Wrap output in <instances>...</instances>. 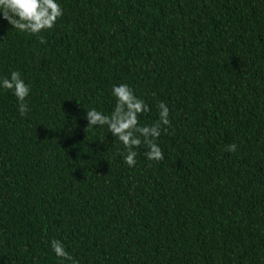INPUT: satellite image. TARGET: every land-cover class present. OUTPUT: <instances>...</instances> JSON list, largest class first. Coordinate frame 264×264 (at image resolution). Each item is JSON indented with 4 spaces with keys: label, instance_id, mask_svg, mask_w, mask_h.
<instances>
[{
    "label": "trees",
    "instance_id": "16d2710c",
    "mask_svg": "<svg viewBox=\"0 0 264 264\" xmlns=\"http://www.w3.org/2000/svg\"><path fill=\"white\" fill-rule=\"evenodd\" d=\"M57 2L38 36L0 13V80L31 89L21 116L0 88V264H61L52 239L79 264H264V0ZM122 83L141 125L170 109L162 161L86 128Z\"/></svg>",
    "mask_w": 264,
    "mask_h": 264
},
{
    "label": "clouds",
    "instance_id": "9594fccd",
    "mask_svg": "<svg viewBox=\"0 0 264 264\" xmlns=\"http://www.w3.org/2000/svg\"><path fill=\"white\" fill-rule=\"evenodd\" d=\"M0 13L12 28L30 35H39L43 31L53 29L59 18L64 15L62 6L57 0H0ZM40 43H45L42 36ZM0 88L11 90L19 102L18 111L24 116L29 107L26 98L30 94V86L25 83L19 71H12L10 77L0 80ZM112 95L116 99L114 110L106 115L96 108L86 111L87 127L107 126L108 132L117 138L119 143L127 150L120 153L124 162L130 167H135L137 151L134 149L144 145L148 150L145 156L149 161H162L164 153L156 142L162 131L171 127L169 119L170 109L164 102H160L159 118L151 125H141L139 117L151 111L148 104L137 97L133 89L127 84L114 85ZM235 152L237 145L232 143L226 148ZM50 247L61 264H79L70 254L61 240L52 239Z\"/></svg>",
    "mask_w": 264,
    "mask_h": 264
}]
</instances>
